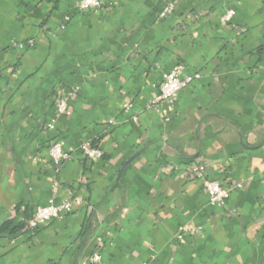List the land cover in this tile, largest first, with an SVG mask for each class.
I'll return each instance as SVG.
<instances>
[{"label":"crops","instance_id":"crops-1","mask_svg":"<svg viewBox=\"0 0 264 264\" xmlns=\"http://www.w3.org/2000/svg\"><path fill=\"white\" fill-rule=\"evenodd\" d=\"M103 3L0 0V264H264V0ZM175 69L200 77L154 105ZM58 141L74 151L59 169ZM198 165L234 187L224 206ZM70 197L73 212L28 230Z\"/></svg>","mask_w":264,"mask_h":264},{"label":"built area","instance_id":"built-area-1","mask_svg":"<svg viewBox=\"0 0 264 264\" xmlns=\"http://www.w3.org/2000/svg\"><path fill=\"white\" fill-rule=\"evenodd\" d=\"M103 0H79L78 7L82 11L101 9L103 8ZM176 9L174 2H169L160 12V19H164L172 14ZM235 15L234 11H228L227 14L222 18L224 23L230 22ZM200 76L195 75H185L182 70L175 69L167 72L163 75V81L160 87V92L153 101L154 105L161 102H168L169 104H175L178 100L180 93L186 87H188L195 79ZM126 109L132 107L131 104H125ZM68 109L67 98H60L57 102V116H61L66 113ZM137 120V118L135 119ZM56 120L53 119L47 124L48 130L55 129ZM79 151L83 157L89 160H100L103 158V151L96 147L92 142H84L80 145ZM72 150H66L64 143L61 141L55 142L49 149V155L52 162L56 168H61L63 163L71 159L73 155ZM196 176L203 180V187L205 192L208 194L210 199V204L216 207H222L226 204L230 193L233 190V186H225L219 182L211 181L205 176V167L198 165L193 168ZM57 184L54 186V190L57 191ZM240 185L235 186V188H240ZM82 200L70 197L63 200L61 203L57 204L54 199H51L49 204L44 207H40L36 210L34 215L28 221V230L35 231L41 226H45L55 220H58L65 215L73 212L78 206H80ZM194 232L192 228H181L178 234V238L182 239L185 233ZM101 262V255L96 252L90 258V264H99Z\"/></svg>","mask_w":264,"mask_h":264},{"label":"trees","instance_id":"trees-1","mask_svg":"<svg viewBox=\"0 0 264 264\" xmlns=\"http://www.w3.org/2000/svg\"><path fill=\"white\" fill-rule=\"evenodd\" d=\"M9 227H10V224H7V225L4 226L3 230H7ZM20 228H21L20 226H17L16 228H14L12 230V233L16 232Z\"/></svg>","mask_w":264,"mask_h":264}]
</instances>
